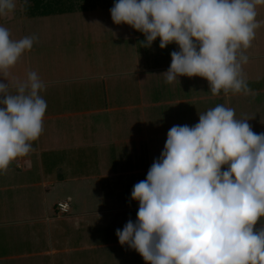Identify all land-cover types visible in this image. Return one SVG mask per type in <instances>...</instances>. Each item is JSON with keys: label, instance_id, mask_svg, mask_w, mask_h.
Listing matches in <instances>:
<instances>
[{"label": "crops", "instance_id": "obj_1", "mask_svg": "<svg viewBox=\"0 0 264 264\" xmlns=\"http://www.w3.org/2000/svg\"><path fill=\"white\" fill-rule=\"evenodd\" d=\"M115 2L69 13H94L68 23V30L85 35L82 41L87 42L72 60L53 65L50 52L31 51L11 69L21 79L28 71L38 73L46 84L41 95L47 110L34 151L0 172V264H136L138 253L121 246L116 236L128 220L123 212L136 208L122 202L131 200L139 164L146 176L159 159L168 130L193 126L199 113L223 104L234 108L236 118L250 119L254 132H264V4L257 5L261 26L242 66L252 93L213 95L199 76L166 83L162 73L178 46L161 49L159 38L150 48L141 46L143 33L113 23ZM105 43L108 49L101 48ZM107 57L113 61L106 62ZM111 79L113 102L92 101L87 90L102 83L106 89ZM154 90L160 99H154ZM120 94L125 102H119ZM122 136L127 137L124 148L109 151L123 143L114 140ZM126 175L134 179L128 189L120 180ZM65 200L71 210L59 216L56 205ZM262 223L264 218L256 228Z\"/></svg>", "mask_w": 264, "mask_h": 264}, {"label": "clouds", "instance_id": "obj_2", "mask_svg": "<svg viewBox=\"0 0 264 264\" xmlns=\"http://www.w3.org/2000/svg\"><path fill=\"white\" fill-rule=\"evenodd\" d=\"M260 4L264 0H116L110 14L113 23L143 33V47L157 38L161 49L178 46L162 73L166 83L199 76L213 95H248L242 66L261 26ZM30 6L23 0L20 10ZM16 8V0H0V17ZM37 39H12L0 25L3 173L34 151L44 131L45 82L36 71L23 79L11 72ZM249 120L218 104L199 113L193 126H172L159 159L131 191L139 203L137 218L116 230L120 245L146 264H264V223L256 228L264 218V132H254Z\"/></svg>", "mask_w": 264, "mask_h": 264}, {"label": "rangeland", "instance_id": "obj_3", "mask_svg": "<svg viewBox=\"0 0 264 264\" xmlns=\"http://www.w3.org/2000/svg\"><path fill=\"white\" fill-rule=\"evenodd\" d=\"M108 1L114 2L116 0H108ZM16 2H17V8L15 12L13 14H10L7 17H0V25L10 30L12 39H20L25 36H33V35L36 36L38 39L34 42L32 49L27 52H31V51L46 52L48 51L51 54V58H50V61H52L51 64L53 63L54 65L56 64V62L66 63V61L72 60V56L76 55L75 51L77 50L80 51L81 49L80 45H82V48H83L85 43H87V42L82 41L85 38V35L76 34V31L74 29L71 30V32L68 30V28L71 27L70 25H68V23L70 22L71 18L93 17L94 13L89 12V13L74 14V15L64 14V15H59V16L27 19L24 16H22L20 13L21 0H16ZM259 13L262 14V11H260ZM263 21L264 20L262 19V23ZM262 30L264 31V26ZM101 48L108 49L106 43ZM25 53L23 55H26ZM46 54L47 53H45V55ZM31 59L33 60V57ZM45 60H49V58ZM96 60L97 58L93 59V61L95 62ZM105 60L106 62L109 60L113 61V58L107 57ZM105 66H106V63H105ZM112 67L110 69H112ZM107 71L109 70L107 69ZM113 82H114L113 79H111L110 85H108V88L106 89L104 88V86L102 85L103 83H102V84H97L99 86L95 85L91 87L90 90H87L89 94L91 93L93 95L92 96L93 98H91L93 99L92 101L94 100L99 101V100L106 99L107 102L112 103L113 97H114L113 95L114 89L112 85ZM153 93L155 95L154 97L155 100L161 98V96H158V95L156 96V93H157L156 90H154ZM123 96H124L123 94L122 95L120 94V97H119L120 103L121 101L125 102L127 99V97L123 98ZM114 140L123 141V143H121L120 146H117L115 144L111 145L108 148V150L110 149L109 151H112V152L118 150V147L119 148L121 147V149H123L125 146L124 141L127 140V137L122 136ZM125 164L128 165L129 163H125ZM140 165L142 164H139V166L136 168L138 169L139 173L137 175V178H136L137 181L135 183L146 179L145 174L141 172ZM225 167H222V168H225ZM120 180L123 184V187H126V189H128V183H130L131 181L133 182L134 179L131 178L130 175H126V176L121 177ZM135 183H132V184L135 185ZM134 185H132V188L134 187ZM122 204H123L122 206H129L133 208L136 207L135 210L129 209L127 210V212H125L126 214L124 212L122 214L124 218L127 217L128 220L131 219L133 222H135L137 218V211L139 208L138 201L131 199V200H127L126 202L123 201ZM128 220L125 221V224L127 223ZM136 264H145L144 259L139 253H138V261L136 262Z\"/></svg>", "mask_w": 264, "mask_h": 264}, {"label": "trees", "instance_id": "obj_4", "mask_svg": "<svg viewBox=\"0 0 264 264\" xmlns=\"http://www.w3.org/2000/svg\"><path fill=\"white\" fill-rule=\"evenodd\" d=\"M108 3V0H30L31 6L20 13L25 18L59 16L97 9Z\"/></svg>", "mask_w": 264, "mask_h": 264}, {"label": "built area", "instance_id": "obj_5", "mask_svg": "<svg viewBox=\"0 0 264 264\" xmlns=\"http://www.w3.org/2000/svg\"><path fill=\"white\" fill-rule=\"evenodd\" d=\"M56 212L59 216L66 215L71 210V203L68 200L61 201L56 205Z\"/></svg>", "mask_w": 264, "mask_h": 264}]
</instances>
